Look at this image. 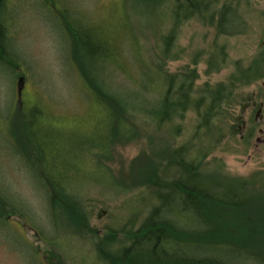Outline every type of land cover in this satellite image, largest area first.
I'll use <instances>...</instances> for the list:
<instances>
[{"label":"trees","instance_id":"16d2710c","mask_svg":"<svg viewBox=\"0 0 264 264\" xmlns=\"http://www.w3.org/2000/svg\"><path fill=\"white\" fill-rule=\"evenodd\" d=\"M8 1L0 0V61L11 65L7 60L19 57L8 47ZM148 1L150 4L139 5L156 10L163 4L170 21L158 38L162 49L154 53L140 46L125 13L121 27L114 25L105 37L91 22L60 13L70 42L68 60L96 114L110 125L106 144L98 147L100 154L112 142H130L140 134L150 143L151 155L141 161L137 171L131 167V182L122 186L136 189L132 204L136 200L137 218L143 213L139 225L136 229L107 228L100 234L90 227L88 215L66 190L67 183L61 189L45 185L49 203L62 209L68 221L65 231L89 240L95 258L90 264H264V172L234 178L223 175L221 165L207 169L213 153L235 143L234 111L246 102L242 89L264 81V47L245 64L234 61L225 83L204 85L196 94L194 71L184 75L166 69L182 53L176 44L180 25L208 19L216 37L233 36L244 33L243 19L231 13V5L217 7L216 0ZM122 28L127 36L122 35L124 40L118 43L112 35ZM213 45L205 54L206 74L226 65L224 47ZM197 57L195 54L193 64ZM121 83L128 85L124 94ZM133 93L141 95V106L129 105ZM188 112L194 116L193 128L178 142L182 129L178 122ZM14 114L18 116L16 127L22 131L21 137L17 132L14 137L15 152L40 172L42 158L21 124L25 112L18 108ZM35 125L34 120L33 128ZM162 131L167 140L158 147L155 134ZM248 214L257 215L256 219L248 220ZM15 215L19 216L12 206V217ZM135 219H130L131 227Z\"/></svg>","mask_w":264,"mask_h":264},{"label":"rangeland","instance_id":"374dc122","mask_svg":"<svg viewBox=\"0 0 264 264\" xmlns=\"http://www.w3.org/2000/svg\"><path fill=\"white\" fill-rule=\"evenodd\" d=\"M223 1L234 0L214 2L220 7ZM8 3V47L19 58L7 60L11 65L0 61V264H90L95 259L91 243L65 231L68 221L60 207L50 205L45 185L61 189L67 183L66 190L88 215L90 227L100 234L107 228L136 229L143 215L137 218L136 200V207L132 204L136 189L122 186L131 182L129 176L134 172L131 167L137 171L141 161L151 155V148L147 137L140 134L130 142L114 141L100 154L99 148L110 135V125L96 114L68 60L70 42L60 13L91 22L104 37L114 25L121 27L125 13L140 46L151 53L162 49L158 38L170 21L165 7L161 8L163 4H158L156 10L139 5L150 4L148 0H9ZM233 7L244 21L243 34L216 37L214 28L207 25L208 19L180 25L176 44L182 53L176 61L168 62L166 69L171 74L184 75L194 71L196 94L204 85L225 83L233 72L234 61L245 64L261 49L264 0H245ZM122 32L123 28L117 29L112 35L118 43L124 40L122 35L127 36ZM213 40L224 47L226 65L220 71L206 74L205 54L214 46ZM195 54L200 57L193 64ZM15 64H21L20 68L14 67ZM120 86L124 94L128 85ZM242 90L246 102L234 111V116H240L242 106L251 98L264 110V81ZM140 96L133 93L127 100L129 105L141 106ZM18 108L25 112L21 124L24 123L42 158L40 172L32 170L15 152L16 132L22 135L15 123L18 116L14 112ZM255 111L256 108L244 113L248 126L244 139L240 140L237 129L235 143L208 158L209 171L221 165L223 175L234 178L264 172V119L261 126L255 125ZM135 116L143 118L141 114ZM193 121V114L188 112L178 122L182 127L178 142L188 137ZM260 130L263 132L259 133ZM155 136L156 145L163 147L161 143L167 140L165 131ZM168 150L167 146L162 155ZM12 206L19 216L12 217ZM256 216L248 214V220L253 221ZM134 217L131 227L130 219Z\"/></svg>","mask_w":264,"mask_h":264},{"label":"flooded vegetation","instance_id":"af4514ba","mask_svg":"<svg viewBox=\"0 0 264 264\" xmlns=\"http://www.w3.org/2000/svg\"><path fill=\"white\" fill-rule=\"evenodd\" d=\"M243 2H245V0H234L232 3H230V2H226V1H223L221 4H223V5H227V4H232L231 6H229L230 8H229V10L231 11V13L233 14V13H237L236 12V9L233 7L234 6V4H242ZM244 4H246V3H244ZM229 13V12H228ZM237 15V14H236ZM224 16H225V14L223 15V18H224ZM262 39H263V42L261 43V45H260V48H263L264 47V35H263V37H262ZM254 101V99L253 98H251L250 100L248 99V102H247V104H246V108H245V110H244V113L247 111V110H249V109H255L256 108V111H255V114L257 113V111L259 110V108H260V106L261 105H259V106H257L256 105V103H254L253 102ZM244 113L242 114V119L240 120V121H238L237 120V123H238V125H237V129H238V134H239V138H240V140H243L244 139V137H245V134H246V132H247V122L243 119V117H244ZM240 114H241V112H240ZM263 119H264V110H263V106H262V108H261V122H260V126H261V124H262V122H263ZM256 125V124H255ZM259 126V127H260ZM258 127V126H257ZM263 132V131H262Z\"/></svg>","mask_w":264,"mask_h":264},{"label":"water","instance_id":"95a60500","mask_svg":"<svg viewBox=\"0 0 264 264\" xmlns=\"http://www.w3.org/2000/svg\"><path fill=\"white\" fill-rule=\"evenodd\" d=\"M247 106L244 105L241 109V115L238 117V121H240L242 119V114L244 113V110ZM261 108H262V105L260 106L259 110L257 111V113L255 114L254 116V122L255 124L259 125L260 122H261ZM259 133H262V131L260 130ZM100 217V216H99Z\"/></svg>","mask_w":264,"mask_h":264},{"label":"bare ground","instance_id":"6f19581e","mask_svg":"<svg viewBox=\"0 0 264 264\" xmlns=\"http://www.w3.org/2000/svg\"><path fill=\"white\" fill-rule=\"evenodd\" d=\"M243 106H244V105H243ZM243 106H242V107H243ZM241 109H242V108H241ZM240 115H241V114H240ZM237 119H238V118H237Z\"/></svg>","mask_w":264,"mask_h":264}]
</instances>
